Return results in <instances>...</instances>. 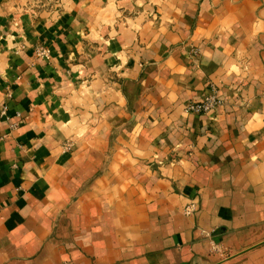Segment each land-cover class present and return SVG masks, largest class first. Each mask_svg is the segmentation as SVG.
I'll use <instances>...</instances> for the list:
<instances>
[{"label":"crops","instance_id":"1","mask_svg":"<svg viewBox=\"0 0 264 264\" xmlns=\"http://www.w3.org/2000/svg\"><path fill=\"white\" fill-rule=\"evenodd\" d=\"M119 4L0 0V264H264V0Z\"/></svg>","mask_w":264,"mask_h":264},{"label":"built area","instance_id":"2","mask_svg":"<svg viewBox=\"0 0 264 264\" xmlns=\"http://www.w3.org/2000/svg\"><path fill=\"white\" fill-rule=\"evenodd\" d=\"M221 101L218 99L217 93L213 90L212 94L203 102L191 103L187 108L186 112L192 115L206 116L213 113L219 106ZM196 204H191L185 209V214L191 216L196 211Z\"/></svg>","mask_w":264,"mask_h":264},{"label":"rangeland","instance_id":"3","mask_svg":"<svg viewBox=\"0 0 264 264\" xmlns=\"http://www.w3.org/2000/svg\"><path fill=\"white\" fill-rule=\"evenodd\" d=\"M125 0H111V3L113 5H116L117 11L115 13V16L117 17L118 21H124L125 24H128V21L132 18H134V12L131 13L129 10H126L125 8H123L119 3L123 2ZM148 2H151L153 0H145ZM157 1V0H156ZM123 23V22H122Z\"/></svg>","mask_w":264,"mask_h":264}]
</instances>
